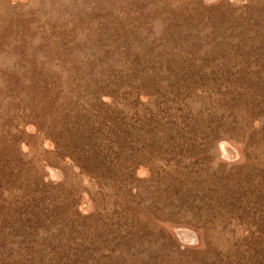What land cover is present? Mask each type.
<instances>
[{
  "label": "rangeland",
  "instance_id": "1",
  "mask_svg": "<svg viewBox=\"0 0 264 264\" xmlns=\"http://www.w3.org/2000/svg\"><path fill=\"white\" fill-rule=\"evenodd\" d=\"M0 264H264V0H0Z\"/></svg>",
  "mask_w": 264,
  "mask_h": 264
}]
</instances>
